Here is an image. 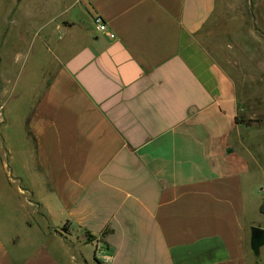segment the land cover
<instances>
[{
  "label": "crops",
  "instance_id": "0c3cea01",
  "mask_svg": "<svg viewBox=\"0 0 264 264\" xmlns=\"http://www.w3.org/2000/svg\"><path fill=\"white\" fill-rule=\"evenodd\" d=\"M20 2L0 34L54 59L27 67L19 98L20 54L8 68L0 54V108L18 100L0 139L9 129L24 186L4 209L0 264H264L250 240L264 230V124L246 123L245 71L264 67V0L248 15L243 0H76L83 28L57 24L54 42L52 20Z\"/></svg>",
  "mask_w": 264,
  "mask_h": 264
},
{
  "label": "rangeland",
  "instance_id": "374dc122",
  "mask_svg": "<svg viewBox=\"0 0 264 264\" xmlns=\"http://www.w3.org/2000/svg\"><path fill=\"white\" fill-rule=\"evenodd\" d=\"M16 0H0V31L4 26L9 25L10 18L7 19L6 15L11 12L14 7V2ZM256 0H243L242 3H238L237 7L241 8L244 13L247 15L251 7L254 5ZM74 10L70 12H65L62 14L63 9L65 10L69 5H72ZM79 6L76 3V0H22L20 5L18 6V11L25 14H36V18L34 20L39 21L41 19L45 20H52L51 23L46 28V31L50 34H53L54 38H52L51 42L57 41V32L55 30V26L58 24L62 27V30L59 33H63L64 35L68 32V29L78 31V28H83L84 20L77 19L75 16L77 14H73L77 12V8ZM73 15V16H72ZM7 19V20H6ZM6 24V25H5ZM82 30V29H80ZM5 32V31H4ZM81 35V34H80ZM29 40V42H28ZM70 41L69 37L66 36V43ZM36 41L35 43L31 41V37L25 36L23 34L21 37L19 35H12L8 36L7 34H0V54L2 55V62L5 67H9L11 63V56H13L14 52L20 54L17 59V73L20 76L17 85H13L15 89V96L19 95L21 97V93H23V97L25 96V92L27 91L26 88L28 86V81L25 79L28 71L27 67H31V64H35V66H39L41 64H47L49 61L53 60L54 57L51 53H46L43 51V47ZM256 49L253 52L255 57ZM252 55V59H253ZM258 57V56H257ZM262 62L264 65V54L262 56ZM244 58V56H243ZM248 58V57H246ZM242 59V58H239ZM238 59V60H239ZM251 59V60H252ZM249 67L245 68L247 74H251L254 77V82L252 84V94L253 100L249 108L252 111V119L248 120L247 124L253 125H261L264 124V67L260 69L258 63L255 60L250 61ZM249 60L247 63H250ZM247 65V64H246ZM26 66V68H25ZM29 70V69H28ZM239 68L238 72L239 73ZM243 71V69H242ZM18 76V77H19ZM31 83H33L31 81ZM32 87V85L30 84ZM12 88V85L9 86V89ZM15 100L8 101L5 109L4 106L0 108V119H6L9 116V112L11 113V119H13V114L11 108L15 109L14 107L17 106V101ZM1 104V103H0ZM12 104V105H11ZM25 106V101H22V106ZM3 109V110H2ZM6 139L4 140L5 143L0 139V228L7 224L6 220V211L5 208L9 209L12 208L15 204L14 202V195L17 191V188L23 189V183H21L20 179L18 178L23 176L22 171L20 169L21 165L14 163L12 164V160L9 155V139H10V130L5 131ZM258 142L264 145V135L260 136L257 140ZM264 155V154H263ZM18 169V171L15 169ZM20 172V173H19ZM18 207V204H17ZM23 211V210H22ZM18 214L17 216V223L16 226L19 230H21L20 225L24 221V217H26L23 213ZM5 223V224H4Z\"/></svg>",
  "mask_w": 264,
  "mask_h": 264
},
{
  "label": "built area",
  "instance_id": "2783aa9c",
  "mask_svg": "<svg viewBox=\"0 0 264 264\" xmlns=\"http://www.w3.org/2000/svg\"><path fill=\"white\" fill-rule=\"evenodd\" d=\"M93 25H94L95 29L99 32H106V30H107L106 24L102 21V19L100 17H97V16L93 17ZM94 256L97 260H99L103 263H107L110 261V258L103 253L101 248H98L95 250Z\"/></svg>",
  "mask_w": 264,
  "mask_h": 264
},
{
  "label": "water",
  "instance_id": "95a60500",
  "mask_svg": "<svg viewBox=\"0 0 264 264\" xmlns=\"http://www.w3.org/2000/svg\"><path fill=\"white\" fill-rule=\"evenodd\" d=\"M250 234L251 248L256 252L257 248L264 243V230L257 227H251Z\"/></svg>",
  "mask_w": 264,
  "mask_h": 264
},
{
  "label": "trees",
  "instance_id": "16d2710c",
  "mask_svg": "<svg viewBox=\"0 0 264 264\" xmlns=\"http://www.w3.org/2000/svg\"><path fill=\"white\" fill-rule=\"evenodd\" d=\"M260 212H261V213H264V204L261 205V207H260Z\"/></svg>",
  "mask_w": 264,
  "mask_h": 264
}]
</instances>
